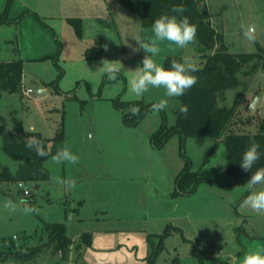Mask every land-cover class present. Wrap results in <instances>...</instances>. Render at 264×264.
Wrapping results in <instances>:
<instances>
[{"label":"rangeland","instance_id":"374dc122","mask_svg":"<svg viewBox=\"0 0 264 264\" xmlns=\"http://www.w3.org/2000/svg\"><path fill=\"white\" fill-rule=\"evenodd\" d=\"M195 1L207 9L229 52L256 53L261 49L264 58V0ZM61 18L41 16L45 25L35 17L54 41L59 39L58 49L43 58L24 61L20 91L0 95V115L7 117L8 127L16 116L25 132L34 128L46 137L55 135L63 119L65 144L80 159L74 165L56 164L50 156L45 161L50 178L36 188L26 182L31 192L28 196L16 182L0 187V238L33 234L44 222L66 224L74 243L65 259L61 260L59 251L50 250L36 263L24 264H148L157 235L168 224L178 230L165 238L156 264H173L175 257L182 264H241L246 252L264 249V238H259L264 237V214L244 206L249 194L244 185L250 176L236 181L227 173L226 145L204 136L182 141L180 134L174 133L161 147L152 146L154 132L176 124L179 98H167L166 109L159 113L149 110L137 125H126L115 98L143 105L166 98L162 88H150L141 97L130 91L132 71L141 65L145 53H133L130 47V60H111L121 62L122 69L118 80L110 82L102 70L87 65L73 24L65 18L58 22ZM242 25L255 26L254 41L244 36ZM22 32L18 24L0 26V58L10 59L18 53ZM133 33L135 47L137 38L152 35L151 27L138 29L135 37ZM39 35L46 40L44 34ZM160 48L154 57L160 65L170 54L193 59L198 65L204 62L196 54L195 44L178 49L165 41ZM241 76L242 84L228 90L221 104L231 106L242 92L234 129L256 133L264 119V59L250 75ZM28 88L30 92H26ZM256 98L257 110L249 114ZM187 160L200 182L193 192L173 196L176 176ZM0 161L13 172L19 166L4 151L1 137ZM57 177L75 181V187L56 183ZM257 190H264V185H257ZM21 197L37 207L39 214L4 209L5 200L18 202ZM84 233L91 234L90 243L82 241ZM0 264L19 263L7 260Z\"/></svg>","mask_w":264,"mask_h":264},{"label":"trees","instance_id":"16d2710c","mask_svg":"<svg viewBox=\"0 0 264 264\" xmlns=\"http://www.w3.org/2000/svg\"><path fill=\"white\" fill-rule=\"evenodd\" d=\"M11 1H8L6 10L0 14V25L14 21L7 16ZM118 2L138 14L144 28L151 27L154 20L164 14L177 15L179 18L181 14L170 11L172 7L179 5H183L187 9L182 15L187 16L190 23L197 25L194 44L198 49L196 54L203 57L204 62L202 65H198L199 71L193 73L198 77L196 85L183 96L178 97L180 105L188 106V114L186 117L183 116L178 107L176 124L170 128L162 126L154 132L151 136L153 145L161 147L174 133H179L182 141L189 136H204L222 141L227 148L226 171L234 176L236 181L245 175L251 176L257 168L264 167V119L256 133L238 132L234 129V123L242 92H238L231 106L221 104V99H224L228 90L236 89L242 84L241 74L250 75L263 61L262 50L259 49L256 53L229 52L223 42L222 35L212 24L207 9L202 8L195 0H118ZM35 16L44 23V20L36 13ZM69 21L73 24L77 35L81 36V20L69 19ZM85 57L101 59L103 57L102 46L95 44L87 48ZM172 59L182 61L183 57L167 55L162 66L169 68ZM22 75L23 60L21 58L11 61L0 60V95L3 92L20 91ZM114 103L122 111L124 123L128 126L137 125L152 105H143L140 101H122L120 97L115 98ZM134 106L140 108L139 116L131 115L130 109ZM22 129L20 120L14 118V129H7L4 119L0 118V137L3 141V149L12 159L19 162L18 168L13 172L8 165H4L0 161V184L5 187L11 182L40 183L48 180L50 172L45 161L65 144L63 124L52 138H46L40 132L21 134ZM30 136H35L42 141L45 150L49 152L47 157L37 156L34 150L26 147ZM252 140L260 144L259 150L262 155L253 169L245 172L240 167V162L242 154L250 146ZM199 182L200 178L196 172L191 171L190 162L187 160L184 169L176 176V185L172 195L189 194L195 190ZM173 230L178 229L168 224L163 233L157 235L158 243L154 244L152 254L148 257V264H156L157 257L164 247V240ZM90 237V233H84L82 241L90 243ZM31 242L37 243L31 244ZM73 243L74 241L67 233L65 223L44 222L42 229H37L33 234L23 233L21 236L0 238V262L11 260L19 264L30 261L36 263L42 253L50 250L59 251L61 260H63L71 250ZM173 264H182L179 257L173 259Z\"/></svg>","mask_w":264,"mask_h":264},{"label":"clouds","instance_id":"9594fccd","mask_svg":"<svg viewBox=\"0 0 264 264\" xmlns=\"http://www.w3.org/2000/svg\"><path fill=\"white\" fill-rule=\"evenodd\" d=\"M170 11L181 15L178 18L177 15L170 16L164 14L155 19L151 26L152 35L146 39L137 38L138 46L132 48L133 53H138L142 50L145 55L142 58L141 65L132 71L133 75L128 82L130 91L137 97H141L150 88L164 89V97L166 98H161L158 102H154L151 105L150 110L154 113H159L168 107L167 98L183 96L198 82V77L193 75V73L199 71L198 64L195 60L190 58H183L182 61L172 59L170 67L165 68L154 59L161 51V42L167 41L170 45H175L178 49H185L190 44L196 42L197 25L190 23L189 18L182 15L187 9L183 5H179L172 7ZM241 27L244 29V36L248 40L254 41L256 38L255 26L242 25ZM101 64L102 73L108 81L115 82L118 80L122 69L121 62L102 59ZM130 112L131 115L139 116L140 108L134 106L130 109ZM179 112L186 117L188 114V106L181 104L179 106ZM25 130L28 132L35 131L34 128ZM26 147L34 150L37 156L47 157L49 155L42 141L35 136L28 138ZM259 149L260 144L252 140L250 146L242 154L240 167L245 172L251 171L254 165L260 160L262 153ZM51 159L56 164L74 165L79 162L80 158L67 144H64L57 149ZM55 182L58 184H66L69 187H75V181L64 180L59 177L56 178ZM257 185H264V167L257 168L253 171L245 183L244 186L249 194L243 201L244 206L250 207L257 214H264V190H257ZM18 187L24 189L25 195L28 194L22 182L18 184ZM3 207L9 212L20 211L26 215L39 214V209L32 206L25 197H21L18 202L5 200ZM241 264H264V249L246 252Z\"/></svg>","mask_w":264,"mask_h":264},{"label":"crops","instance_id":"0c3cea01","mask_svg":"<svg viewBox=\"0 0 264 264\" xmlns=\"http://www.w3.org/2000/svg\"><path fill=\"white\" fill-rule=\"evenodd\" d=\"M8 1L9 0H0V14L6 10ZM35 13L40 17L43 16L46 19L53 18L58 15L59 18L62 17L58 22L64 18L68 23H70L69 19H80L81 36H77L79 38L80 45H82L83 59H85L89 67L95 68L98 71L102 70V59H107L109 61L121 58L130 60L132 58L128 52L130 48V42L131 47L136 46L135 43H132L131 34L134 32L133 34L135 37L138 29L144 30L139 15L120 4L118 0H12L7 16L10 20L14 21L4 24L21 25L23 29L21 39L22 42H20V46L18 47V53H14V57L10 59L0 58V60L11 61L16 58H21L24 64V61L26 60H36L56 52L58 49L56 43L59 39L56 38V41H54V36H50L46 30H44L42 27H39L35 20ZM20 16H22L21 19L17 21ZM25 25L30 28L25 29ZM39 34H44L46 40H42L41 37H39L42 35ZM95 44H100L102 46L103 57L101 59H87L85 57L86 49ZM190 54L195 55L193 52ZM166 56L167 55H165L164 58ZM0 118L4 119L7 129H14V118H16V116H13V118L9 120L11 124L10 127H8V124H6L5 119L7 117L0 115ZM61 124L64 126L63 119L57 130ZM22 131L23 133L25 132L23 129ZM54 136L44 137L52 138ZM81 141H83V138H81ZM150 141L152 146H154L151 137ZM42 182L38 183L40 184L39 187L41 186ZM0 187L2 188L5 186L0 184ZM7 190L8 189L6 188L5 191ZM243 219H245V217ZM259 238L264 237L260 236Z\"/></svg>","mask_w":264,"mask_h":264},{"label":"water","instance_id":"95a60500","mask_svg":"<svg viewBox=\"0 0 264 264\" xmlns=\"http://www.w3.org/2000/svg\"><path fill=\"white\" fill-rule=\"evenodd\" d=\"M259 98H256L253 103L249 106V114H254L257 110V104H258ZM20 133H23V131L21 130ZM40 184L38 183H34V187H39Z\"/></svg>","mask_w":264,"mask_h":264},{"label":"built area","instance_id":"2783aa9c","mask_svg":"<svg viewBox=\"0 0 264 264\" xmlns=\"http://www.w3.org/2000/svg\"><path fill=\"white\" fill-rule=\"evenodd\" d=\"M30 91H31V89H27V90H26V92H30ZM21 182L25 185V188H26L27 191H28V194L25 195V191H24V189H21L23 195H24V196H28V195H30L31 192H30V189L27 187V185H26L27 183H26V182H24V181H19V182H17V184H19V183H21Z\"/></svg>","mask_w":264,"mask_h":264}]
</instances>
